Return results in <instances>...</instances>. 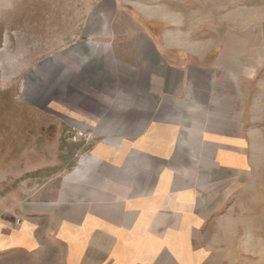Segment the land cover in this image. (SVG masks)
Instances as JSON below:
<instances>
[{
    "label": "crops",
    "instance_id": "obj_1",
    "mask_svg": "<svg viewBox=\"0 0 264 264\" xmlns=\"http://www.w3.org/2000/svg\"><path fill=\"white\" fill-rule=\"evenodd\" d=\"M242 1L198 0L205 31L264 33V0ZM224 41L197 44L225 48L221 63L198 47L180 58L170 46L159 52L156 41H144L134 65L117 67L120 81L133 86L118 89L117 104L71 109L93 128L87 154L52 198L21 205L18 226L0 221V263L238 264L239 233L210 230L211 214L202 209L216 201H201L205 185L179 169L210 160L217 171L232 172L247 160L238 121L244 91L231 67L237 46ZM215 211L230 230L244 224ZM255 242L248 252L260 250Z\"/></svg>",
    "mask_w": 264,
    "mask_h": 264
},
{
    "label": "rangeland",
    "instance_id": "obj_2",
    "mask_svg": "<svg viewBox=\"0 0 264 264\" xmlns=\"http://www.w3.org/2000/svg\"><path fill=\"white\" fill-rule=\"evenodd\" d=\"M198 4L0 0V221L12 218L18 226L21 205L52 198L63 178L79 165L89 148L86 140L95 135L85 115L73 112L117 104L118 89L133 88L115 75L117 67L134 65L144 41H156L159 52L170 46L180 58L189 57L190 46L198 47L209 61L221 63L225 48L197 44L211 46L217 40V46L225 45L227 37L237 46L232 50L236 65L231 67L244 91L238 121L239 132L247 137V160L232 172L217 171L210 160L185 162L179 169H189L205 185L201 201H216L202 209L211 214L210 230L221 228L223 236L239 233L237 263L264 264V33L207 32ZM253 44L256 47H246ZM181 45L189 49L174 48ZM225 65L223 73L229 67ZM107 89L111 96L103 101ZM217 206L221 208L215 211ZM212 211L222 218L238 217L244 224L230 230ZM253 240L260 250L248 252L255 248Z\"/></svg>",
    "mask_w": 264,
    "mask_h": 264
}]
</instances>
